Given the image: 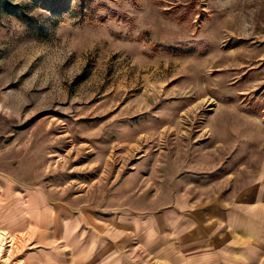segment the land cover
I'll list each match as a JSON object with an SVG mask.
<instances>
[{
	"label": "rangeland",
	"instance_id": "1",
	"mask_svg": "<svg viewBox=\"0 0 264 264\" xmlns=\"http://www.w3.org/2000/svg\"><path fill=\"white\" fill-rule=\"evenodd\" d=\"M210 198L264 211V0H0V264Z\"/></svg>",
	"mask_w": 264,
	"mask_h": 264
},
{
	"label": "crops",
	"instance_id": "2",
	"mask_svg": "<svg viewBox=\"0 0 264 264\" xmlns=\"http://www.w3.org/2000/svg\"><path fill=\"white\" fill-rule=\"evenodd\" d=\"M34 200L28 206L34 228L60 236L67 206ZM246 209L210 198L150 218H107L93 238L102 252L92 262L89 250L88 264H264V211ZM78 228L84 245L85 228Z\"/></svg>",
	"mask_w": 264,
	"mask_h": 264
}]
</instances>
